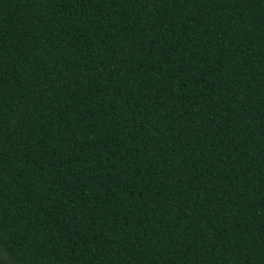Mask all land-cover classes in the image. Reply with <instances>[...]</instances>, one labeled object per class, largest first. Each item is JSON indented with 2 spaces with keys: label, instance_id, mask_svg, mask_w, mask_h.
Returning <instances> with one entry per match:
<instances>
[{
  "label": "trees",
  "instance_id": "1",
  "mask_svg": "<svg viewBox=\"0 0 264 264\" xmlns=\"http://www.w3.org/2000/svg\"><path fill=\"white\" fill-rule=\"evenodd\" d=\"M11 264H264V0H0Z\"/></svg>",
  "mask_w": 264,
  "mask_h": 264
},
{
  "label": "flooded vegetation",
  "instance_id": "2",
  "mask_svg": "<svg viewBox=\"0 0 264 264\" xmlns=\"http://www.w3.org/2000/svg\"><path fill=\"white\" fill-rule=\"evenodd\" d=\"M0 264H11L10 261H2V259H0Z\"/></svg>",
  "mask_w": 264,
  "mask_h": 264
},
{
  "label": "snow or ice",
  "instance_id": "3",
  "mask_svg": "<svg viewBox=\"0 0 264 264\" xmlns=\"http://www.w3.org/2000/svg\"><path fill=\"white\" fill-rule=\"evenodd\" d=\"M0 256H2V250H0Z\"/></svg>",
  "mask_w": 264,
  "mask_h": 264
}]
</instances>
